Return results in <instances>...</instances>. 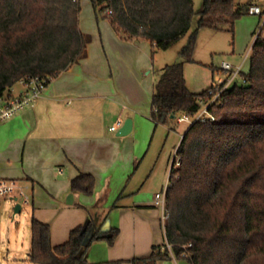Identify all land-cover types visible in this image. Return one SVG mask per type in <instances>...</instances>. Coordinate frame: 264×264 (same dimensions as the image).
Listing matches in <instances>:
<instances>
[{
  "label": "trees",
  "instance_id": "trees-1",
  "mask_svg": "<svg viewBox=\"0 0 264 264\" xmlns=\"http://www.w3.org/2000/svg\"><path fill=\"white\" fill-rule=\"evenodd\" d=\"M80 0H0V98L22 78L39 76L46 84L86 56L91 35L79 26ZM96 19L106 18L124 38L143 35L166 50L197 28L180 51L191 60L200 28L233 30L248 14L251 1L90 0ZM112 9L106 16L104 10ZM264 30V23L261 26ZM219 70V68H217ZM217 98L215 79L200 92L186 86L183 61L165 64L154 82L151 119L167 123L180 112L189 117L203 104L214 116L193 120L176 146L165 193L164 241L131 264H157L184 257L191 264H264V37L252 44L249 70ZM213 99V100H212ZM95 178L79 172L70 189L94 192ZM91 232V234H90ZM118 228L102 231L92 220L74 227L68 239L50 245V224L30 218L27 259L33 264H92L86 247L105 240L112 245ZM169 245V247H168ZM172 254V255H171Z\"/></svg>",
  "mask_w": 264,
  "mask_h": 264
},
{
  "label": "crops",
  "instance_id": "crops-1",
  "mask_svg": "<svg viewBox=\"0 0 264 264\" xmlns=\"http://www.w3.org/2000/svg\"><path fill=\"white\" fill-rule=\"evenodd\" d=\"M263 1L251 0V4ZM95 36L91 35V41ZM99 36L105 57L89 55L90 41L86 56L51 79L33 105L0 120V176L27 179L37 202L46 200L55 206L53 210L73 212V221L59 233L50 225L52 247L65 242L71 229L92 220L102 231L116 227L119 232L112 245L96 240L86 247L90 232L82 245L87 261L131 264L133 258L149 255L153 245L164 241V234L158 236L163 224L154 196L145 194L148 188L142 195L138 183L130 179V161L136 156L126 154L116 133L114 136L127 118L136 130L137 114L118 111L111 97L124 96L116 68L121 71L122 60L131 61L134 68L139 66V52H145L149 40L143 35L124 38L114 30ZM13 89L18 93L21 86L16 83ZM187 127L179 132L176 145ZM79 172L95 178L93 194L84 199L82 193L70 189L71 178ZM69 194L71 203L66 201ZM32 213L47 223L55 218L40 207L32 208Z\"/></svg>",
  "mask_w": 264,
  "mask_h": 264
},
{
  "label": "rangeland",
  "instance_id": "rangeland-1",
  "mask_svg": "<svg viewBox=\"0 0 264 264\" xmlns=\"http://www.w3.org/2000/svg\"><path fill=\"white\" fill-rule=\"evenodd\" d=\"M245 3L251 0H235ZM79 26L86 32L97 34L88 46V53L92 58L104 55V42L99 33L108 31L113 33L109 21L99 17L96 19L90 0H80ZM194 10L197 11L202 0H193ZM264 9V1L259 3ZM198 15L195 14L188 32L176 43L166 50L152 47L149 41L145 42V52H139L136 68L129 60H122L121 71L117 69L119 83L122 84L123 95L111 97L117 104L118 111H129L137 114L138 126L124 136H114L124 145L128 155H135V161H130L129 175L133 182L138 183L140 193L153 195L164 191L169 184L170 168L174 161L176 144L179 132L190 122L177 123V118L182 113L177 112L175 118H170L167 123L155 122L151 119V98L153 84L158 77L159 70L165 64L183 61V73L186 86L190 91L200 92L207 88L213 79L224 74L217 70L222 61L233 66L241 65V72L236 76L239 84L241 73L249 70V59L252 55V44L264 18L254 14L242 15L235 21L233 30L228 28L209 29L200 28L196 33V41L192 50L191 60L180 55V51L187 44L189 36L197 28ZM263 33V32H262ZM105 53V54H104ZM107 56V55H106ZM137 64V63H136ZM5 120V119H4ZM179 122V121H178ZM187 127V129H188ZM32 189L26 193L32 195ZM35 202L32 205L22 204L19 212H14L15 201L8 196H0V264H30L27 253L30 247V218L32 208L40 207L47 214H53L54 219L49 223L53 225L57 233L62 231L66 224L73 221L71 210L55 208L49 202H37L34 191ZM83 199L88 197L82 193ZM158 216L161 217V209L156 206ZM66 208V206H65ZM69 208V206H68ZM67 208V209H68ZM57 214V215H56ZM162 222V220H161ZM163 227L158 236H163ZM157 264H191L184 257H171L159 261Z\"/></svg>",
  "mask_w": 264,
  "mask_h": 264
},
{
  "label": "built area",
  "instance_id": "built-area-1",
  "mask_svg": "<svg viewBox=\"0 0 264 264\" xmlns=\"http://www.w3.org/2000/svg\"><path fill=\"white\" fill-rule=\"evenodd\" d=\"M247 12L248 14L258 15L264 18V9L259 4L249 5ZM104 14L106 16H111L113 14L112 9L106 8L104 10ZM262 24L258 29L256 37L259 34H261L264 37V30H261ZM240 69H241V65L235 67L226 61H222L220 63L219 70L224 75L219 76L217 79H215L216 92L213 96V99L217 98L224 88L228 87L229 85L237 81L236 76L239 74V72H241ZM240 80H242L241 77ZM17 84L21 86L20 92L13 93L12 91L14 90L13 89L14 85H12L6 90V92L0 98V120L10 118L16 113H18L20 110L33 105L35 100L40 96V94L47 85L45 79L39 76L22 78L18 80ZM205 118H209L210 120L214 119V116L208 111L207 103L203 104L201 109L193 116L189 117L186 114H182L180 117L177 118V121L192 122L195 119L204 120ZM115 128H116L115 126L110 127L111 130H115ZM168 185L169 184H167L164 191L157 192L155 194L154 203L156 206L160 207L161 209L162 224L164 222V218L167 213L165 207V193ZM31 189H32V183L27 179L5 178L0 176V196L10 197L16 203L20 204V209L22 204H28L31 201L32 195L26 193L27 190H31Z\"/></svg>",
  "mask_w": 264,
  "mask_h": 264
},
{
  "label": "water",
  "instance_id": "water-1",
  "mask_svg": "<svg viewBox=\"0 0 264 264\" xmlns=\"http://www.w3.org/2000/svg\"><path fill=\"white\" fill-rule=\"evenodd\" d=\"M132 129V121L130 118H127L125 119L122 124L120 125V127L118 128L117 132H116V135L117 136H124L126 134H128ZM187 132V130L185 131V133ZM184 133V134H185ZM67 203H71L72 202V195L69 194L67 199H66ZM14 212H19L21 209H20V204L19 203H16L14 205V208H13Z\"/></svg>",
  "mask_w": 264,
  "mask_h": 264
}]
</instances>
